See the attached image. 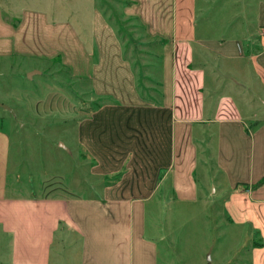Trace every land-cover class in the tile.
<instances>
[{"label":"crops","instance_id":"1","mask_svg":"<svg viewBox=\"0 0 264 264\" xmlns=\"http://www.w3.org/2000/svg\"><path fill=\"white\" fill-rule=\"evenodd\" d=\"M17 1L9 0V9ZM199 1L127 0L123 9L151 44L163 42L157 101L140 92L118 33L99 11L92 14V56L72 24L49 22L47 14L25 6L13 25L0 6V60H62L74 80L112 100L75 125L78 145L94 162L83 187L95 188L99 194L93 197L75 196V188L9 195L11 147L0 131V229L9 239L10 264H52L53 246L64 231L80 239L78 264H159V242L172 234V214L178 213L173 204H196L202 216V208L206 213L213 203L203 196L202 184L211 168L223 177L218 188L226 224L247 243L236 255H246L244 264H264V124L251 129L230 91L212 99L207 67L196 58V50H205L222 60L247 62L264 77V0H256L244 22L238 21L239 34L230 36L223 28L231 16L199 15L208 0ZM65 30L71 47L61 43ZM44 32L49 35L40 42ZM216 190L213 185L214 199ZM149 209L155 216L152 236ZM202 217L206 223L208 217Z\"/></svg>","mask_w":264,"mask_h":264},{"label":"rangeland","instance_id":"2","mask_svg":"<svg viewBox=\"0 0 264 264\" xmlns=\"http://www.w3.org/2000/svg\"><path fill=\"white\" fill-rule=\"evenodd\" d=\"M207 2L199 15H216L219 11L231 16L223 28L224 33L230 36L239 30L238 21L244 22L245 13L254 10L256 0ZM9 4V0H0L5 20L11 21L13 25L23 18L22 11L25 6L47 14L49 22L72 24L92 56V14L99 11L106 20L105 23L118 33L125 49V57L133 64L140 92L153 101L159 100L161 42L155 41L151 44L138 23L124 15L123 9L127 0H18L11 2L13 7L10 9ZM197 5L201 6L200 1ZM226 26L232 27L228 29ZM65 31L61 43L64 47H71L73 41L68 31ZM33 35L30 39L34 38ZM39 35V41L44 42L49 33ZM196 55L200 65L207 67L208 85L213 91L212 99L232 92L246 111L251 129L263 125L264 77L254 66L242 61L222 60L205 50H196ZM66 60L68 61L67 56ZM34 64V70H29L28 66ZM65 66L59 59L30 61L28 64L18 59L13 61V64H10L9 60H0V131L9 137L11 147L9 195H53L56 190L57 193L74 188L75 196L93 197L99 194L95 188L89 192L86 188L83 189L88 185L86 173L93 168L94 162L78 145L75 125L112 100L95 95L88 82L74 80L69 68ZM27 70L39 73L29 78L30 72ZM207 167L210 168V163ZM210 175L215 177V181L210 180ZM222 180L223 177L213 168L203 176L202 184L207 190L203 196L209 198L207 202H213L206 205L207 214L202 208V216L211 218H207L206 223L200 215L201 207L198 208L196 204H173L178 213L172 214V223H175L170 228L172 234L167 240L159 242V264H170L169 258L171 264L245 263L246 255L242 252L236 255V250L246 242L238 238L242 235L241 232L228 226L223 217L221 190L218 188ZM90 181L92 184L99 182L98 179ZM213 185H216L215 192L219 194L216 199L211 192ZM164 212V208L160 209L161 215ZM153 214V210L149 209L148 215H151V219L148 227L151 229L148 232L151 236V226L154 223L152 218H155ZM80 249L78 236L69 231L59 233L53 246L52 264H78ZM0 264H10L9 239L1 229Z\"/></svg>","mask_w":264,"mask_h":264},{"label":"water","instance_id":"3","mask_svg":"<svg viewBox=\"0 0 264 264\" xmlns=\"http://www.w3.org/2000/svg\"><path fill=\"white\" fill-rule=\"evenodd\" d=\"M37 73H39V71H33V72H30V73L28 74V75H29V78H31L33 74H37Z\"/></svg>","mask_w":264,"mask_h":264},{"label":"trees","instance_id":"4","mask_svg":"<svg viewBox=\"0 0 264 264\" xmlns=\"http://www.w3.org/2000/svg\"><path fill=\"white\" fill-rule=\"evenodd\" d=\"M161 44L163 45V42ZM161 44H160V46H162ZM137 85H138V83H137ZM138 87H139V85H138Z\"/></svg>","mask_w":264,"mask_h":264}]
</instances>
